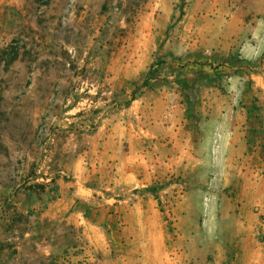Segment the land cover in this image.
Wrapping results in <instances>:
<instances>
[{
    "label": "rangeland",
    "instance_id": "obj_1",
    "mask_svg": "<svg viewBox=\"0 0 264 264\" xmlns=\"http://www.w3.org/2000/svg\"><path fill=\"white\" fill-rule=\"evenodd\" d=\"M151 3L0 0V264H264V52L205 47L201 0ZM250 9L249 31L264 18ZM26 96L43 99L38 121L11 109ZM142 97L136 141L100 133ZM59 176H85L106 210L95 240L63 224L50 253L33 204Z\"/></svg>",
    "mask_w": 264,
    "mask_h": 264
},
{
    "label": "crops",
    "instance_id": "obj_2",
    "mask_svg": "<svg viewBox=\"0 0 264 264\" xmlns=\"http://www.w3.org/2000/svg\"><path fill=\"white\" fill-rule=\"evenodd\" d=\"M158 0H152L151 7L154 6L153 2ZM204 2V3H203ZM203 3L202 8L206 9L207 13L213 14L214 18H208L206 23L203 24L201 31H205V47L214 46V38H208V36H217L215 48H221L222 50L231 47H236L239 51V54L242 58L248 60L259 56V54L264 52V18L256 19L259 20V25L256 27H251L249 31L248 24L250 19L255 18V15L252 14L251 9L253 4L264 8V0H201ZM252 6H249V5ZM197 9V7H196ZM230 16L226 17V15ZM264 17V16H263ZM144 23L151 22L150 16L143 19ZM255 20V19H254ZM253 20V22H254ZM249 32L252 35V40H246V37H249ZM246 41V42H245ZM137 63V62H136ZM153 63L152 60L148 64ZM147 67V66H146ZM146 67L143 66V63L140 64V67L136 68L131 74L135 78L146 70ZM131 74L129 76H131ZM134 80V79H133ZM115 84L111 87L115 90ZM116 91V90H115ZM130 94L129 91L126 92ZM13 106L12 110L20 112V114H25L26 118L37 119L44 116L46 106H43V99L41 97H23L19 99L11 98ZM124 100L121 99L120 102ZM144 100L142 98H136L128 103V105H123L122 108L114 115L110 117L108 122L103 128H101L100 133H104V136L112 141L115 145H121L123 142L129 138L130 140L135 141L141 136L143 131L139 121L141 120V108ZM28 104L31 108L25 110L22 104ZM21 106H17V105ZM55 114L51 115L53 118ZM40 119V118H39ZM38 121V119H37ZM37 127V125H36ZM106 130V132H105ZM33 141H35L33 139ZM106 142V140H105ZM71 164L64 166V169H75L80 167L79 158L73 156L70 157ZM63 159L59 158V168L63 165ZM57 161V162H58ZM114 164V163H113ZM113 165L111 164V167ZM116 166V164H115ZM63 170L61 175H67L66 171ZM77 172L68 171V174ZM64 176H59V179L56 180L55 185L58 186L59 192L55 199L46 203V207L41 206V202L34 203L33 207L36 208V213L39 214L41 209V219L46 220L49 225L46 228V235L48 240H45V248L50 253H59L68 245V231L62 226L66 224L67 226H86V231L90 237H94V240L97 233L102 229L100 221H95V216L100 212L106 210V208L101 205L96 209L92 204V199L94 198L93 191L87 186V178L77 176L73 180H66ZM50 180H47L49 182ZM114 182L111 181V184ZM115 185V183H114ZM111 186V185H109ZM9 193V188H4L0 185V200L6 198L5 196ZM42 207V208H41ZM87 218H86V216ZM62 226V229L57 232V229ZM66 226V227H67ZM35 234L30 233L29 236V245L35 242ZM44 234V233H41ZM58 242L56 245L53 244ZM38 246L35 243L36 247ZM44 247V246H43ZM41 247V248H43Z\"/></svg>",
    "mask_w": 264,
    "mask_h": 264
},
{
    "label": "trees",
    "instance_id": "obj_3",
    "mask_svg": "<svg viewBox=\"0 0 264 264\" xmlns=\"http://www.w3.org/2000/svg\"><path fill=\"white\" fill-rule=\"evenodd\" d=\"M37 1H41V0H37ZM146 79L148 80V78H146ZM145 84H146V82H145ZM145 84H144V85H145ZM147 84H149V83H147Z\"/></svg>",
    "mask_w": 264,
    "mask_h": 264
}]
</instances>
